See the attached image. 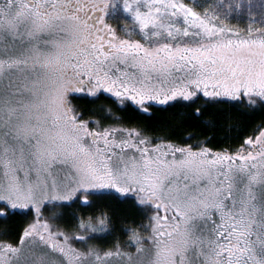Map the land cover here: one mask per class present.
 <instances>
[{"label":"snow or ice","instance_id":"1","mask_svg":"<svg viewBox=\"0 0 264 264\" xmlns=\"http://www.w3.org/2000/svg\"><path fill=\"white\" fill-rule=\"evenodd\" d=\"M101 97L206 125L264 108V0H0V221L33 217L0 264H264V126L214 150L126 126ZM99 201L139 213L126 241L94 243L112 214L73 206Z\"/></svg>","mask_w":264,"mask_h":264},{"label":"trees","instance_id":"2","mask_svg":"<svg viewBox=\"0 0 264 264\" xmlns=\"http://www.w3.org/2000/svg\"><path fill=\"white\" fill-rule=\"evenodd\" d=\"M97 103H102L106 109L111 108L112 114L121 117V122L126 126L140 127L149 135L167 134L170 139L181 144H190L208 138L207 146L214 150L234 148L242 142L244 137L252 135L258 126H264V108L253 110L238 103L220 106L222 111L213 114L214 123L212 125L201 123L200 120L192 116L191 109L179 104L174 107L153 105L150 107L149 113H143L128 102L124 106H120L113 99L106 97H101ZM208 115L209 113L206 112L201 119H206ZM84 118H87V115ZM103 122L105 124L112 123V116L105 113ZM189 134H191V139L188 138ZM73 210L77 214L84 215L99 214L101 211L112 214L115 224L113 235L94 241L104 247L110 246L116 238H119L121 242L127 240V233L121 227L123 222L132 219H135L136 223L140 222L139 213L131 206L130 202L99 201L91 207L74 205ZM31 220L32 215L29 214L14 216L8 221H0V230L6 229L8 232L7 236L0 238L17 239L19 233ZM61 221L65 227L69 228L75 223L67 215Z\"/></svg>","mask_w":264,"mask_h":264},{"label":"rangeland","instance_id":"3","mask_svg":"<svg viewBox=\"0 0 264 264\" xmlns=\"http://www.w3.org/2000/svg\"><path fill=\"white\" fill-rule=\"evenodd\" d=\"M233 23H235V21H233ZM241 26H243V24H242ZM126 102H128V103L131 104L130 101H126ZM153 105L156 106L155 104H153ZM153 105H152V106H153ZM162 106H163V105H162ZM93 127H94V125H93ZM44 214L49 215V211H48V209H45ZM32 218H33V217H32ZM30 222H31V221H30ZM59 223H60V225H61L62 227H65V225H64V223H62V221H59ZM94 243H96V242H94ZM132 250H134V249H132Z\"/></svg>","mask_w":264,"mask_h":264},{"label":"flooded vegetation","instance_id":"4","mask_svg":"<svg viewBox=\"0 0 264 264\" xmlns=\"http://www.w3.org/2000/svg\"><path fill=\"white\" fill-rule=\"evenodd\" d=\"M125 103H127V102H125Z\"/></svg>","mask_w":264,"mask_h":264}]
</instances>
